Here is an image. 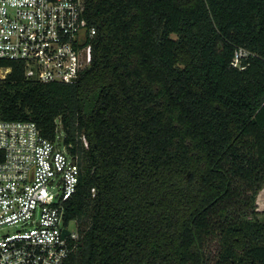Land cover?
Returning <instances> with one entry per match:
<instances>
[{"label": "trees", "instance_id": "obj_1", "mask_svg": "<svg viewBox=\"0 0 264 264\" xmlns=\"http://www.w3.org/2000/svg\"><path fill=\"white\" fill-rule=\"evenodd\" d=\"M93 60L73 83L0 80L82 168L65 264H264V0H86ZM239 48L250 52L234 66Z\"/></svg>", "mask_w": 264, "mask_h": 264}, {"label": "built area", "instance_id": "obj_2", "mask_svg": "<svg viewBox=\"0 0 264 264\" xmlns=\"http://www.w3.org/2000/svg\"><path fill=\"white\" fill-rule=\"evenodd\" d=\"M85 1L0 0V58L22 62L26 76L43 83L76 82L92 63L97 33ZM249 55L239 48L234 66ZM7 72L0 69V80ZM81 174L60 125L51 139L34 121L0 119V264L67 262L80 233L66 204Z\"/></svg>", "mask_w": 264, "mask_h": 264}, {"label": "rangeland", "instance_id": "obj_3", "mask_svg": "<svg viewBox=\"0 0 264 264\" xmlns=\"http://www.w3.org/2000/svg\"><path fill=\"white\" fill-rule=\"evenodd\" d=\"M256 202L258 204V208L259 209H264V187H262L259 192H258V195H257V199H256ZM16 228L15 227H12L11 228V231H15Z\"/></svg>", "mask_w": 264, "mask_h": 264}, {"label": "water", "instance_id": "obj_4", "mask_svg": "<svg viewBox=\"0 0 264 264\" xmlns=\"http://www.w3.org/2000/svg\"><path fill=\"white\" fill-rule=\"evenodd\" d=\"M65 233H67V231H65Z\"/></svg>", "mask_w": 264, "mask_h": 264}]
</instances>
